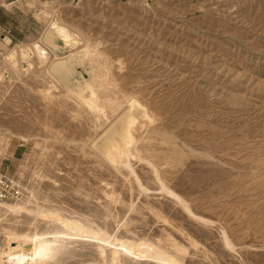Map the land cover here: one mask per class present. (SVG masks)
<instances>
[{
  "label": "rangeland",
  "instance_id": "obj_1",
  "mask_svg": "<svg viewBox=\"0 0 264 264\" xmlns=\"http://www.w3.org/2000/svg\"><path fill=\"white\" fill-rule=\"evenodd\" d=\"M55 20L78 46L42 42ZM35 42L49 52L46 63ZM86 43L85 58L107 65V89L133 95L153 118L136 128L134 174L92 147L120 131L123 114L114 119L127 104L108 90L112 116L97 121L48 76L54 55ZM17 144L10 173L26 201L97 237L152 243L184 264H264V0H0V158ZM1 218L0 253L8 234L32 232L57 237L44 264H112L122 253L108 247L104 259L91 236L68 240L57 224Z\"/></svg>",
  "mask_w": 264,
  "mask_h": 264
},
{
  "label": "bare ground",
  "instance_id": "obj_2",
  "mask_svg": "<svg viewBox=\"0 0 264 264\" xmlns=\"http://www.w3.org/2000/svg\"><path fill=\"white\" fill-rule=\"evenodd\" d=\"M59 40L63 41L65 46L79 45L78 36L75 35L63 22L55 20L52 22V26L48 28V31L44 33L42 42L46 46H51L52 49L57 51L59 50V45L57 43ZM33 48L36 50L38 59L41 61V63H46L48 61L49 52L38 42L33 43ZM90 50V44L86 43L83 45V47H81L80 52H74L70 56L58 58L57 55H54L52 59L53 62L51 63L48 70V76L55 81L57 79L65 88H67L68 90L64 88L65 94L67 96L73 97L83 108L88 109L92 113L91 115L95 116L94 118H96L97 121L102 120L103 122H107L109 121V117L112 116L110 110L113 108L111 107L112 101L109 98L110 96H115V100L116 98H119L127 104V107L114 119L115 121L121 114H123L120 119V131L118 132L117 129L113 131L114 133L118 132L119 134H107L102 138V141L98 144V149H96L95 143H97L100 138L98 137L94 140L92 147L98 153L97 155L102 157V159H105L106 162L108 161V163H111L115 166L130 168L133 171L130 160L132 158L137 160L138 158L134 146L136 128L142 122H153V118L148 112L147 108L142 105V103H140L133 95L126 94V91H124L126 92L124 93L120 90H118L119 93L116 92L115 95H113L112 89L115 87V83L111 82L113 83L114 87L112 89L110 87L107 89V85L109 83H106L107 78L105 80L104 74H102V69L105 64L103 65L102 59H99L100 57L95 58V53L93 54V50L92 54L94 57L90 58L91 60L88 59L90 56L87 55L90 54ZM27 53L28 52L25 51L21 54L23 57H25L27 56ZM14 54V51L11 52L10 57L13 58ZM85 56L88 58L86 57V59ZM77 66L83 70V72L80 74L77 73ZM104 73L106 74V72ZM79 75L81 76V79H79ZM108 80L110 82L112 79ZM123 84L128 85L125 82H123ZM59 86L60 88L62 87L61 85ZM57 88L58 87H56V89ZM108 90H110L112 95L109 96ZM28 139L29 138L26 137L24 138V140ZM157 173L155 174V177ZM140 185L141 184H139V186ZM162 186L165 187L164 185ZM140 187L142 188V186ZM144 189L146 190V188ZM144 189L141 190L143 191ZM162 190L166 191L163 188ZM170 191H166L165 193H168L167 195L170 194V196L173 195L172 197H175L176 200L178 199L181 206L186 208L187 211L193 215L186 203L180 199L178 195ZM26 200L27 197H25L24 200L15 203H0L1 214H4L5 216H11L13 218L25 216L36 220H43L47 224L60 225L67 231L61 235L62 238L68 240H76L79 237L91 236L99 241L101 256L104 259L107 256L106 249L108 247L119 246V251H122V253L119 254L117 250L114 251V254L112 255L113 257L111 258L112 264L119 263L118 261L121 255H131L135 258L151 259L159 262L160 264H184L177 257L168 254L159 247L154 246L152 243H147L145 241L136 243L128 240H119L117 238L112 239L107 233H102L97 237V231L95 232L91 227L81 223L80 221L72 218H66L57 210L42 208L41 206L34 205L33 203L27 202ZM1 221H3L2 218L0 219V222ZM53 238L57 237L40 235L37 232H32L30 234H8L6 238L7 249L3 253H0V264H44L47 261L48 254L51 251L50 244L52 242H50L49 239ZM225 239L227 246H230L228 239Z\"/></svg>",
  "mask_w": 264,
  "mask_h": 264
},
{
  "label": "built area",
  "instance_id": "obj_3",
  "mask_svg": "<svg viewBox=\"0 0 264 264\" xmlns=\"http://www.w3.org/2000/svg\"><path fill=\"white\" fill-rule=\"evenodd\" d=\"M25 197L21 181L10 173L9 166L0 164V203H15Z\"/></svg>",
  "mask_w": 264,
  "mask_h": 264
},
{
  "label": "crops",
  "instance_id": "obj_4",
  "mask_svg": "<svg viewBox=\"0 0 264 264\" xmlns=\"http://www.w3.org/2000/svg\"><path fill=\"white\" fill-rule=\"evenodd\" d=\"M3 1H6V0H3ZM14 1H16V0H10V2H14ZM3 4L6 5L5 2H3ZM44 33H43V35H44ZM25 144H27V143H25ZM25 144H23V145H25ZM20 147H22V146L17 144L14 148H12L10 150V152L8 154L5 155L4 158H2V159L0 158V164H2L4 166H9L10 170H11L12 166H14V168H15V163H16L15 161L17 159Z\"/></svg>",
  "mask_w": 264,
  "mask_h": 264
}]
</instances>
